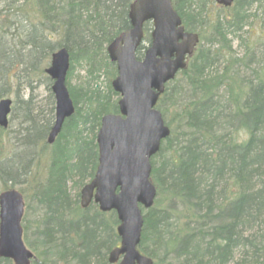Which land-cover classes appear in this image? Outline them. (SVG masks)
I'll return each instance as SVG.
<instances>
[{"label":"trees","instance_id":"16d2710c","mask_svg":"<svg viewBox=\"0 0 264 264\" xmlns=\"http://www.w3.org/2000/svg\"><path fill=\"white\" fill-rule=\"evenodd\" d=\"M0 1V99L15 93L11 117L20 124L12 133L0 127V148L6 137L21 148L12 158L0 151V192L18 188L24 194V240L35 254L32 263L109 264L108 253L120 242L117 215L95 204L83 209L80 190L98 166L101 118L119 112V95L111 87L117 70L106 49L130 28L134 0ZM207 1L173 0L188 29L196 30V19L210 33L200 31L186 69L158 102L171 134L152 158L157 197L144 213L140 249L155 264H264V16L252 30L249 19L256 15L248 14L264 0H235L231 18L210 16ZM25 23L27 29L19 31ZM150 30L146 23L144 42H150ZM13 34L22 46L9 51L5 45H13ZM62 47L70 53L67 85L76 111L50 145L51 89L43 105L12 88L25 78L33 91L37 68L49 82L46 69ZM77 62L88 73L80 87L68 82ZM103 74L106 90L91 87ZM45 156L42 178L35 169ZM32 202L40 214L28 221ZM0 264L11 261L0 258Z\"/></svg>","mask_w":264,"mask_h":264},{"label":"water","instance_id":"95a60500","mask_svg":"<svg viewBox=\"0 0 264 264\" xmlns=\"http://www.w3.org/2000/svg\"><path fill=\"white\" fill-rule=\"evenodd\" d=\"M231 6L234 0H215ZM128 17L131 27L107 47L116 64L117 77L112 87L120 95L119 113H108L101 119L97 134L99 164L94 178L81 190V205L94 199L101 211H116L120 224V247L109 254L114 264H154L139 250L144 217L142 208L154 204L156 189L150 180L151 158L170 135L162 113L156 108L165 86L187 65L199 42L197 33L186 31L172 0H134ZM146 22L153 24L151 43L142 59L137 49L142 43ZM70 54L57 50L46 69L52 79L55 120L48 142L62 131L65 121L75 113V104L66 85ZM11 101H0V126H8ZM23 195L16 189L0 193V257L13 264H29L33 256L22 239ZM121 258V260H119Z\"/></svg>","mask_w":264,"mask_h":264},{"label":"rangeland","instance_id":"374dc122","mask_svg":"<svg viewBox=\"0 0 264 264\" xmlns=\"http://www.w3.org/2000/svg\"><path fill=\"white\" fill-rule=\"evenodd\" d=\"M0 4H2L1 1H0ZM205 11L208 14H210V16L214 15V14L216 15L217 13L220 14L222 17L231 18V16H232V10L228 11V9H224V8L218 6L213 1L212 2L207 1L205 3ZM207 13H206V15H208ZM248 14L256 15L255 17L249 19L251 22H252V19L254 21L253 26L250 25V26H252V30H254V29H256V26L259 24L260 19L264 16V6L262 7L260 5V3H258V4L256 3L253 6L249 7ZM257 17H259V18L257 19ZM194 23H195L194 26L196 28L195 31H198V32L201 31V33L203 34L204 37L209 36L210 27L205 26L204 28H202V27L200 28V26H202V25H200L201 24L200 20L195 19ZM26 25H27L26 23L22 24V25L20 24V26L19 25L17 26L18 27L17 29L22 32L24 29H27ZM246 28H248V27H245V29ZM17 29L15 28L14 32H16ZM242 34L244 37L248 36V33H246V32H243ZM13 35L11 36V38L13 37L12 39H14L11 41V44H13V45H5V47L9 48V51H11V49L14 50L16 45L22 46L20 44V42H22L21 38L18 37L17 34H13ZM233 42H234L233 45H235V47H237V45H240L239 41H237V38H234ZM147 44L148 43L146 42L145 45H147ZM238 50L242 51V49L239 47H238ZM26 51H27V49L21 50L22 53H26ZM45 54H47V52H44L42 56L46 57ZM28 66H30V65H28ZM39 75H42L41 72L39 71V68L36 69L35 73H31V78H33V80L35 81L33 83L34 84L33 85L34 86L33 91L27 87L28 85L25 82L26 81L25 78L20 79V81H19L20 84H17L16 82H14V87L12 89L13 90L19 89L20 95H23L24 99H26L30 95H33L34 100L36 102H39L41 104L45 103L47 96L49 95L48 88L51 89V80L48 82L45 77L41 78ZM87 81H88V73H87L86 68L84 67L83 64L77 62L75 64V68L72 71L71 76L69 77V80H68L69 84L71 86H74V87H80L81 85H86ZM108 82L109 81H108L107 77L103 74V75L99 76V78L96 81L91 82V87L106 90ZM9 97L14 100L15 97H17V96L15 95V93H13V94L9 95ZM16 119H17L16 117H14V118L10 117L9 130H11V133L13 132V130H17V128L20 127L19 126L20 125L19 120L17 121ZM2 143H3V147L0 148V151L3 152V155H2L3 157L7 156L6 158H12L13 156L16 155L17 152H21L20 151L21 148L20 149L16 148L15 144L10 143L8 141L7 137L3 139ZM48 164H49V158L47 156H45V158H42L41 161H39V164L37 165V167L35 169V173L38 172V175H40L42 178H44L47 174ZM27 192L30 193V190ZM39 214H40V212L38 209H36L35 202H32L31 208L28 210V212L26 214L27 215L26 218H28V221H29V220L37 218V216ZM51 258H52V261H55L57 257L52 256ZM55 263H57V261ZM32 264H34V263H32ZM72 264H75V262H72Z\"/></svg>","mask_w":264,"mask_h":264}]
</instances>
